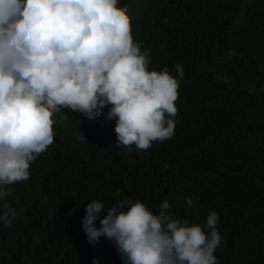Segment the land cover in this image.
Masks as SVG:
<instances>
[{
	"label": "trees",
	"instance_id": "1",
	"mask_svg": "<svg viewBox=\"0 0 264 264\" xmlns=\"http://www.w3.org/2000/svg\"><path fill=\"white\" fill-rule=\"evenodd\" d=\"M119 6L150 49V70L177 77L183 66L174 135L138 150L118 145L114 121L55 114L54 143L0 201V215L5 203L18 210L12 226L0 223V264H123L111 241L92 246L82 226L92 200L108 208L123 198L154 213L167 199L192 223L215 211L227 241L217 264H264V0Z\"/></svg>",
	"mask_w": 264,
	"mask_h": 264
},
{
	"label": "clouds",
	"instance_id": "2",
	"mask_svg": "<svg viewBox=\"0 0 264 264\" xmlns=\"http://www.w3.org/2000/svg\"><path fill=\"white\" fill-rule=\"evenodd\" d=\"M119 3L0 0V201L14 196L12 186L30 177L32 162L54 143L62 110L114 121L118 145L138 150L173 137L183 66H175L177 77L150 70V49L134 40ZM3 207L0 223L10 227L18 210ZM85 211L89 243L111 241L123 264H217L215 252L227 243L215 211L192 223L167 199L156 213L130 198L108 208L94 199Z\"/></svg>",
	"mask_w": 264,
	"mask_h": 264
}]
</instances>
